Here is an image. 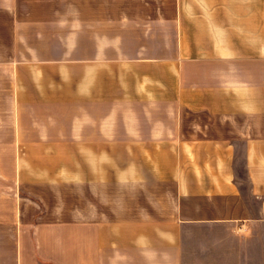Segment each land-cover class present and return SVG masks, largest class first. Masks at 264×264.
I'll return each instance as SVG.
<instances>
[{
  "label": "crops",
  "instance_id": "1",
  "mask_svg": "<svg viewBox=\"0 0 264 264\" xmlns=\"http://www.w3.org/2000/svg\"><path fill=\"white\" fill-rule=\"evenodd\" d=\"M0 264H264V0H0Z\"/></svg>",
  "mask_w": 264,
  "mask_h": 264
},
{
  "label": "rangeland",
  "instance_id": "2",
  "mask_svg": "<svg viewBox=\"0 0 264 264\" xmlns=\"http://www.w3.org/2000/svg\"><path fill=\"white\" fill-rule=\"evenodd\" d=\"M110 152H112L114 156H118L119 158H124V154H122L120 151L118 152L116 148H111Z\"/></svg>",
  "mask_w": 264,
  "mask_h": 264
}]
</instances>
